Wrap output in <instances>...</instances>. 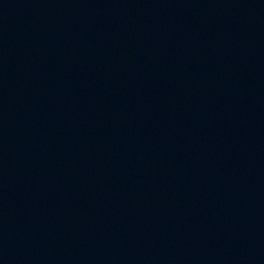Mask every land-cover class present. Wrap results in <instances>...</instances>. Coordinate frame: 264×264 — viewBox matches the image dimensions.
I'll return each instance as SVG.
<instances>
[{
  "label": "water",
  "instance_id": "water-1",
  "mask_svg": "<svg viewBox=\"0 0 264 264\" xmlns=\"http://www.w3.org/2000/svg\"><path fill=\"white\" fill-rule=\"evenodd\" d=\"M0 264H264V0H0Z\"/></svg>",
  "mask_w": 264,
  "mask_h": 264
}]
</instances>
